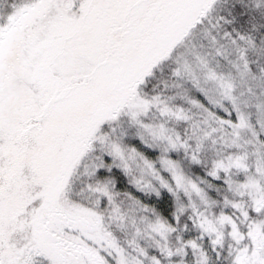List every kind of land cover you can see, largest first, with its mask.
I'll return each instance as SVG.
<instances>
[{
    "label": "snow or ice",
    "instance_id": "6c2138e0",
    "mask_svg": "<svg viewBox=\"0 0 264 264\" xmlns=\"http://www.w3.org/2000/svg\"><path fill=\"white\" fill-rule=\"evenodd\" d=\"M0 264H264V0L0 5Z\"/></svg>",
    "mask_w": 264,
    "mask_h": 264
},
{
    "label": "rangeland",
    "instance_id": "374dc122",
    "mask_svg": "<svg viewBox=\"0 0 264 264\" xmlns=\"http://www.w3.org/2000/svg\"><path fill=\"white\" fill-rule=\"evenodd\" d=\"M237 82V91L243 93L242 99H249V92H248V83L250 81H244L242 77H240L239 73L236 72L234 69L230 70ZM250 84V83H249ZM248 87V88H247Z\"/></svg>",
    "mask_w": 264,
    "mask_h": 264
},
{
    "label": "trees",
    "instance_id": "16d2710c",
    "mask_svg": "<svg viewBox=\"0 0 264 264\" xmlns=\"http://www.w3.org/2000/svg\"><path fill=\"white\" fill-rule=\"evenodd\" d=\"M6 3V0H0V5ZM244 81H248L246 80L245 78H243ZM248 83V87L252 86V87H255V85L250 81V82H247ZM250 83V84H249ZM247 87V88H248Z\"/></svg>",
    "mask_w": 264,
    "mask_h": 264
}]
</instances>
